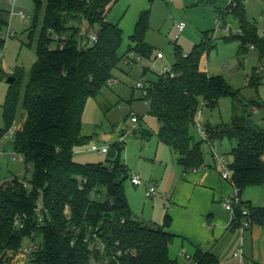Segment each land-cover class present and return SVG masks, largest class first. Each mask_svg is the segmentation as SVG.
<instances>
[{"label":"trees","instance_id":"1","mask_svg":"<svg viewBox=\"0 0 264 264\" xmlns=\"http://www.w3.org/2000/svg\"><path fill=\"white\" fill-rule=\"evenodd\" d=\"M33 2L35 13L27 46L33 45L36 60L25 85L22 71L11 76L13 81L8 83L2 104L0 129L1 138L12 130L18 118L25 117L14 132L13 147L24 161L25 173H31L28 177H12L0 186V264H10L23 242L30 238L39 244L32 264L98 263L102 255L94 247V234L106 248V256L121 251L116 261L110 259L108 264H179L169 256L174 240L166 231L169 217L165 216L162 225L152 227L132 214L124 186L129 176L120 161L118 144L113 145L104 162L79 164L73 160L74 149L88 142L82 135L87 100L100 96L102 89L114 80L122 60L126 64L134 62L129 54L150 59L152 47L145 42L149 10L139 14L126 52L120 56L123 32L118 23L106 20L115 0ZM231 14L242 45H252L264 57V38H258L256 27L246 19L244 0H234ZM5 25L0 18V53L5 44ZM91 34L96 41L88 44ZM209 38L206 35L201 39L188 55H182L176 47L172 76L158 75L146 86L144 96L149 115L158 123V143L175 154L184 173L203 166L202 143L211 146L224 137L233 143L227 170L230 183L240 195L246 188L264 185V131L254 122L247 127L246 114L239 116L235 112L230 124H207L206 140H194L196 115L201 107L212 109L223 97L247 107L222 77L209 76L201 68V57L213 47ZM249 105L258 108L256 101ZM136 120L138 123L139 118ZM93 196L100 200L92 199ZM39 200L40 224L35 217ZM66 207L68 215L64 213ZM241 212L234 210L238 221L243 217ZM249 220L251 224L263 223L264 208H249ZM18 222H22V229L17 228ZM89 236V242H84ZM191 260L194 264H217L214 255L199 250Z\"/></svg>","mask_w":264,"mask_h":264},{"label":"rangeland","instance_id":"2","mask_svg":"<svg viewBox=\"0 0 264 264\" xmlns=\"http://www.w3.org/2000/svg\"><path fill=\"white\" fill-rule=\"evenodd\" d=\"M45 1L42 0V3ZM118 1L120 3L118 6L121 5L118 11L121 13V21L118 25L123 32L119 55L122 56L126 52L128 38L137 21L136 14L143 10H149V30L145 42L152 47V54L149 60L134 59L131 64H126L122 60L119 69L114 72V80L102 89L99 97L87 100L82 115V135L88 138V142L74 149L73 160L79 164L104 162L109 157L113 145L118 144L121 147L120 161L126 166L129 176L124 183L126 191L131 188L130 176L133 174L139 175L142 186L151 185L156 190L155 184L148 182L151 175H156L162 169V165L155 163L158 123L149 115L148 102L142 91L135 88V84L142 81L148 86L156 81L159 73L165 68L171 69L176 47L180 49L182 55H188L193 46L198 45L201 39L208 35L209 43L213 44V47L201 57V68L209 76L222 77L247 107L241 106L230 97H223L212 109L200 108V124L203 128L207 124L228 125L236 112L239 116L244 113L250 115L254 125L262 128L264 57L257 48L250 49V44L242 45L239 41L238 25L231 12L228 13L227 21L231 26L223 27L220 25L221 16L214 13L206 0ZM34 9L33 0H14L13 3L10 0H0V18L6 22L2 31L5 44L0 53V69L3 72V80L0 82V129L3 128L2 104L9 87L7 79L20 70L25 85L29 70L36 60L33 45L27 46ZM216 18L219 24L215 23ZM180 23L183 24L181 32L178 31ZM37 30L33 42L36 41ZM258 38H264L263 29L258 31ZM239 48H242L240 52ZM157 53H161L163 58L157 59ZM250 101H256L257 113L252 112ZM132 114L139 118L138 123H131ZM24 119V116L23 119L18 118L12 126L13 131L11 130L6 139L0 141V150L4 153L0 156V186L12 177L22 178L25 175L28 177L31 173V171L25 173L24 161L20 156L16 155L13 158L14 132L20 128ZM146 134L149 137L144 138ZM193 138L195 141H201L196 128L193 130ZM232 144L224 137L213 144L211 152L210 145L202 143L204 164H212V153H215L218 157H223L226 166L229 165ZM92 145L106 148L108 153L94 152L91 150ZM166 157H170V154H166ZM156 194L157 191L150 198H145V201L152 200ZM92 199L100 200L94 196ZM169 256L180 264L188 261L185 251H182L176 242L169 246Z\"/></svg>","mask_w":264,"mask_h":264},{"label":"crops","instance_id":"3","mask_svg":"<svg viewBox=\"0 0 264 264\" xmlns=\"http://www.w3.org/2000/svg\"><path fill=\"white\" fill-rule=\"evenodd\" d=\"M205 2L212 6L216 15L221 16V26H231L227 21L234 0ZM118 4L116 0L106 16L110 23L121 21V13L118 12L121 5ZM244 10L246 19L256 27L258 35L259 30H264V0H244ZM141 12L136 14L137 19ZM262 123L264 131V120ZM157 146L155 163L162 165V169L156 175H151L148 182L155 184L157 194L152 200L145 201L146 187L130 184L131 188L125 189V194L132 214L152 227L162 225L165 216L169 217L170 224L166 231L174 236L172 243L176 242L189 257L182 264H194L191 257L196 250L214 255L217 264H264V222L241 229V223L249 220V215L238 221L234 212L232 214L224 209L223 203L233 197L235 189L229 180L222 178L214 155L212 164H203L199 169L184 173L177 164L175 154L158 141ZM212 148L213 145L210 146L211 152ZM166 154H170V157H166ZM236 208L248 214L249 208H264V185L243 190L233 210ZM238 250L241 251V257H233V253Z\"/></svg>","mask_w":264,"mask_h":264},{"label":"built area","instance_id":"4","mask_svg":"<svg viewBox=\"0 0 264 264\" xmlns=\"http://www.w3.org/2000/svg\"><path fill=\"white\" fill-rule=\"evenodd\" d=\"M10 2H14V0H10ZM20 15H22V13L20 12ZM215 23L216 24H219L218 20L216 19L215 20ZM183 30V24L180 23L178 25V31L181 32ZM96 41V36L94 34H91L89 36V43L88 44H92L93 42ZM53 45H57L56 42L53 43ZM250 49H254L252 45L249 46ZM130 57L136 59V60H139L138 57H135L134 55L132 54H129ZM156 58L157 59H162L163 56L161 53H157L156 54ZM261 70V69H259ZM170 74V76H172L171 74V71L170 69H167L165 68L161 73H159V75H163V74ZM135 88L136 89H139L142 91L143 95H146V86L144 85V83L142 81H138L136 84H135ZM252 112H257V108L255 106H253L252 108ZM199 116H200V110L199 112H197V115H196V121H195V128L197 129L198 131V134L200 136V138L202 140H206V133H205V130L204 128L202 127V125L200 124V121H199ZM131 123L135 124L137 123V120H136V117L133 115L130 119ZM13 131V130H12ZM11 132V130L6 133V135H3L0 139H6L8 137V134ZM91 150L94 151V152H99V153H102V154H106L108 151L106 148H99L98 146L96 145H92L91 146ZM4 153L3 151L0 150V156H2ZM216 159V162L220 168V171H221V176L223 179H227L230 181V175H229V172L227 170V166L224 164V159L223 157H218L215 153H212ZM16 154L14 153L13 154V158H15ZM130 184L133 185V186H142V182L140 180V178L136 175L132 176L130 178ZM156 190L153 186L149 185L148 187L145 188V198H150L151 196H153L155 194ZM239 203V194H238V191L235 189V193L233 195V197L231 199H227L224 203H223V207L225 210L229 211L230 213L233 214L234 210H233V206L238 204ZM41 212H42V204L40 202V200L38 201L36 207H35V217H36V220L37 222L40 224L42 222V215H41ZM64 213L66 215L69 214V210L68 208L66 207L65 208V211ZM242 216L243 217H247L249 214L247 211H242ZM250 220H247V221H244L241 223L240 225V228L241 229H244L246 227H248L250 225ZM16 226L18 229H22L23 228V224L22 222H18L16 223ZM89 237H87L84 242L88 243L89 242ZM91 238L93 240H95V244H94V247L100 252V254L102 255V259L100 262L98 263H94V264H108L110 259L113 260V261H116V256H120L121 255V251H116L114 252L113 254H109L108 256H106V248L104 247L103 244L99 243L98 242V238L96 237V235H92ZM38 247H39V244H38V241L36 239H28V240H25L23 242V244L20 246V248L17 250L16 254L14 255L13 257V260L10 264H32V261H33V257H34V253L38 250ZM233 257L235 258H240L241 257V251L238 250L236 251L235 253H233ZM186 259H189L188 256H186Z\"/></svg>","mask_w":264,"mask_h":264},{"label":"water","instance_id":"5","mask_svg":"<svg viewBox=\"0 0 264 264\" xmlns=\"http://www.w3.org/2000/svg\"><path fill=\"white\" fill-rule=\"evenodd\" d=\"M13 81V78L12 77H10V78H8L7 79V82L8 83H11ZM246 118H247V121H246V126L248 127V126H250L251 124H252V119L249 117V115H246Z\"/></svg>","mask_w":264,"mask_h":264}]
</instances>
